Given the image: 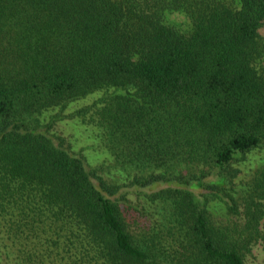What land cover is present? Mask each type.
I'll return each instance as SVG.
<instances>
[{"label":"trees","instance_id":"trees-1","mask_svg":"<svg viewBox=\"0 0 264 264\" xmlns=\"http://www.w3.org/2000/svg\"><path fill=\"white\" fill-rule=\"evenodd\" d=\"M262 27L264 0H0V264H251Z\"/></svg>","mask_w":264,"mask_h":264},{"label":"rangeland","instance_id":"rangeland-1","mask_svg":"<svg viewBox=\"0 0 264 264\" xmlns=\"http://www.w3.org/2000/svg\"><path fill=\"white\" fill-rule=\"evenodd\" d=\"M167 19L170 22L178 23L179 25H184L185 19L182 14L177 12H171L167 15ZM261 34L264 35V27L260 29ZM91 97L87 96L84 100L87 101ZM55 131L60 134H63L66 138H68L72 144V147L76 150H79L83 153L90 161L99 162L102 159L103 154L100 153L99 149L95 148V141L88 136V133L82 131L79 124L75 123L72 119H63L61 121H56L53 125ZM241 172L239 173V177L241 178L244 174H247L249 170L252 172L257 168L264 165V144L261 146L255 147L252 150L246 152L243 156V160L241 161ZM248 178V177H247ZM246 178V179H247ZM249 179V178H248ZM240 179L235 180L237 185L236 188H242L243 181H239ZM133 201L138 202L140 199L134 198L133 195L130 196ZM143 205L146 206L145 203ZM212 208H210L211 212L214 215H217L218 218L224 217V208L220 203L214 204ZM149 208V217L150 214H154L156 210ZM151 214V215H152ZM157 215V214H156ZM159 220V219H158ZM160 222H164L161 220ZM262 223H264V216L262 218ZM135 225V224H133ZM165 228V227H163ZM247 261L251 264H264V250L260 247L259 244L252 246L251 254L247 255Z\"/></svg>","mask_w":264,"mask_h":264}]
</instances>
